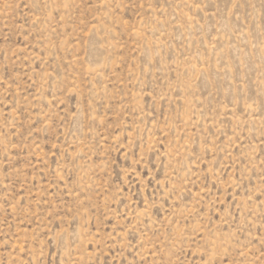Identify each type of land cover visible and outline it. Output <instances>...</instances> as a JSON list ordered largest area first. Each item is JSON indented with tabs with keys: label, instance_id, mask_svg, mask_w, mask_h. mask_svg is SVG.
I'll return each instance as SVG.
<instances>
[{
	"label": "rangeland",
	"instance_id": "1",
	"mask_svg": "<svg viewBox=\"0 0 264 264\" xmlns=\"http://www.w3.org/2000/svg\"><path fill=\"white\" fill-rule=\"evenodd\" d=\"M0 264H264V0H0Z\"/></svg>",
	"mask_w": 264,
	"mask_h": 264
}]
</instances>
